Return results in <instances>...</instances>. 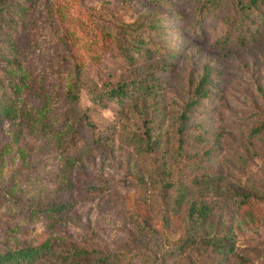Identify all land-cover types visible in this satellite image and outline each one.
Instances as JSON below:
<instances>
[{
	"label": "rangeland",
	"instance_id": "1",
	"mask_svg": "<svg viewBox=\"0 0 264 264\" xmlns=\"http://www.w3.org/2000/svg\"><path fill=\"white\" fill-rule=\"evenodd\" d=\"M52 2L66 10H50ZM200 4L32 2L19 33L31 74L28 115L0 123V250L74 245L115 252L120 264H264V24L241 46L224 20L228 5L202 16ZM149 15L160 25L145 32ZM130 31L141 41L135 62L124 61L111 41ZM67 32L76 40L70 61L84 65L76 105L64 84L72 72L56 61V41ZM206 68H213L209 98L192 112L180 144L178 115ZM136 77L153 90L123 103L92 102L90 92ZM77 123L82 131L75 133ZM78 136L90 146L80 157L66 151L71 141L81 144ZM206 175L213 177L207 184L190 182ZM54 198L72 209L47 222L35 209ZM192 203L210 208L204 227L191 223ZM187 232L196 242L181 251ZM213 238L231 251L215 252L207 245Z\"/></svg>",
	"mask_w": 264,
	"mask_h": 264
},
{
	"label": "trees",
	"instance_id": "2",
	"mask_svg": "<svg viewBox=\"0 0 264 264\" xmlns=\"http://www.w3.org/2000/svg\"><path fill=\"white\" fill-rule=\"evenodd\" d=\"M34 0H0V123L6 120H13L17 117L28 115L26 91L29 89L30 68L23 64V51L25 46L19 44V33L24 29L27 19V12L32 7ZM163 1V0H152ZM198 10L201 14L215 12L227 6L232 12L224 18L229 25V33L232 39L241 46L251 43L260 33L264 24V0H200ZM50 10H66L59 2L53 3ZM203 16V14H202ZM259 22H258V21ZM160 25V18L149 15L144 19L142 31H153ZM159 28V27H158ZM130 34L114 33L111 41L116 42L120 57L126 62L136 60L135 54H141V41L137 43V37L133 31ZM110 33H107L109 36ZM105 37V36H104ZM75 41L71 33H62L56 41V61L67 63V68L72 74L66 78L64 83L70 90L69 98L76 105L79 101V91L82 87L81 77L83 76L84 65L82 60L70 61L75 47ZM226 40L221 43L226 44ZM170 55V54H169ZM165 67V66H164ZM163 68V66H162ZM213 68L205 69L198 78L197 83L188 94V97L178 115L176 134L179 143H183L185 134L191 125L192 112L198 108L203 101L209 98V87L213 84L211 75ZM29 86V87H28ZM148 86V85H147ZM140 79L130 78L120 80L114 87L103 92H90L92 102L104 105L109 102L123 103L130 100L132 94L152 91L145 89ZM79 120L90 127L88 116L80 114ZM75 133L81 132V126L77 123ZM257 131V130H255ZM74 133V132H73ZM79 137V136H78ZM80 145L71 141L66 151L78 152L79 157L88 152L90 146L81 137ZM146 141L150 143V135L147 133ZM213 180L211 175L193 177L191 183L196 185L207 184ZM5 195L9 196L6 192ZM249 196L241 198L242 204H247ZM4 202V196H0V205ZM72 202L63 199H52L44 206L36 208L38 215L46 218V221L57 220L72 209ZM210 208L204 204L192 203L188 215L191 223L197 227H204L209 218ZM193 234L187 232L178 242L177 247L183 251L189 244H194ZM207 245L215 252L222 254L231 251V244L224 238H213L207 241ZM120 264L121 257L115 252L93 251L88 247L70 246L65 250H56L55 244H22L12 246L4 244L0 250V264Z\"/></svg>",
	"mask_w": 264,
	"mask_h": 264
}]
</instances>
